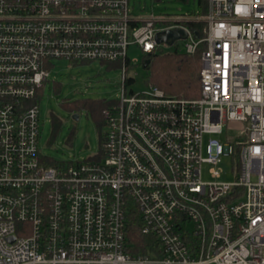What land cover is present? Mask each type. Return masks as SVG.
Here are the masks:
<instances>
[{"label":"built area","instance_id":"2783aa9c","mask_svg":"<svg viewBox=\"0 0 264 264\" xmlns=\"http://www.w3.org/2000/svg\"><path fill=\"white\" fill-rule=\"evenodd\" d=\"M194 20L202 31L135 15L130 0H0V264H264V0H207ZM176 28L187 53L201 49V95L130 90L129 47L155 53ZM61 59L123 71L93 159L40 149V99ZM133 215L148 252L128 241Z\"/></svg>","mask_w":264,"mask_h":264},{"label":"rangeland","instance_id":"374dc122","mask_svg":"<svg viewBox=\"0 0 264 264\" xmlns=\"http://www.w3.org/2000/svg\"><path fill=\"white\" fill-rule=\"evenodd\" d=\"M133 14L147 16L152 13L156 17L182 20L198 13V0H130ZM198 36V33H196ZM186 38H180L174 43H161L159 48L163 53L175 50L185 51ZM128 55L134 61L128 68L127 77L134 78L128 85L130 90L142 91L151 84L152 73L144 65L146 54L137 45H131ZM49 80L45 83L40 99V149L42 154L52 161L93 159L100 155L101 141L107 132V124L100 127L92 115L81 107L72 111L66 105L67 101H85L88 99L108 98L116 100L122 89L123 71L118 66L94 60L90 62H71L69 60H53ZM56 82V85H54ZM79 113V119L73 118V113ZM54 117L60 122V127L54 132ZM226 132V130H225ZM225 132L217 135L224 141ZM240 130L229 129L228 135L234 136ZM209 135H205V143ZM209 163L203 164V179L211 180ZM225 173L221 179H233L232 159L224 156L221 163Z\"/></svg>","mask_w":264,"mask_h":264},{"label":"trees","instance_id":"16d2710c","mask_svg":"<svg viewBox=\"0 0 264 264\" xmlns=\"http://www.w3.org/2000/svg\"><path fill=\"white\" fill-rule=\"evenodd\" d=\"M198 13L193 12L192 16L203 15L207 11V0H198ZM183 24L190 28L202 31L204 28V21L199 20H185ZM109 67L115 66L113 63ZM144 65L150 69L152 73L151 84L163 89L167 94L176 97L193 98L201 95V49L196 53L190 54L186 51L175 50L173 52L163 53L158 49L155 53L146 55ZM128 83H132L134 78H127ZM56 85V82L55 84ZM113 99L99 98L88 99L85 101H67L66 105L72 111L86 107L89 113L100 127L107 124L104 110L110 105ZM54 132L60 127V122L57 117H54ZM102 143V141H101ZM142 221L137 216H132L128 230V241L134 243V252L143 253L148 252V244L154 238L147 236L142 232Z\"/></svg>","mask_w":264,"mask_h":264},{"label":"water","instance_id":"95a60500","mask_svg":"<svg viewBox=\"0 0 264 264\" xmlns=\"http://www.w3.org/2000/svg\"><path fill=\"white\" fill-rule=\"evenodd\" d=\"M187 35V32L183 28H176V29H167L162 35L157 36L158 43H174L178 39L185 37ZM73 118L78 120L79 119V113H73Z\"/></svg>","mask_w":264,"mask_h":264},{"label":"crops","instance_id":"0c3cea01","mask_svg":"<svg viewBox=\"0 0 264 264\" xmlns=\"http://www.w3.org/2000/svg\"><path fill=\"white\" fill-rule=\"evenodd\" d=\"M199 15V14H198ZM198 15H196V16H190V17H187V18H185V19H182V20H177V21H180V22H182L183 23V21H185V20H189V19H195V17H197ZM166 20H169V21H174V20H172L171 18H165Z\"/></svg>","mask_w":264,"mask_h":264}]
</instances>
